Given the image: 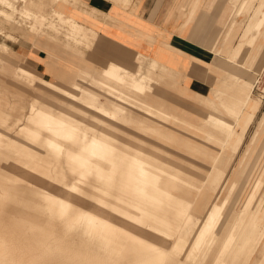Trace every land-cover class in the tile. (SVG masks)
<instances>
[{
    "label": "bare ground",
    "instance_id": "bare-ground-1",
    "mask_svg": "<svg viewBox=\"0 0 264 264\" xmlns=\"http://www.w3.org/2000/svg\"><path fill=\"white\" fill-rule=\"evenodd\" d=\"M31 1L35 2L32 5L38 10L28 6ZM237 1H229L235 10L233 20L241 11ZM61 2L0 0V16L5 21L0 23V30L4 31V26L12 31L20 30L24 22L28 23V34L41 29L37 22L40 12L48 6L52 12L48 13L50 16L57 14L60 11L58 4ZM18 12L24 18L18 17ZM257 15L258 21L246 26L232 50L227 54H212L213 63H207L210 70H218L215 61L222 66H242L237 59L240 58L244 44L253 45L258 38V29L264 22V3L250 14V21L255 20ZM4 36L8 40H14L11 33L5 32ZM0 48L8 50L5 45H0ZM257 64L260 68L261 65L264 66V53L259 55ZM245 68L248 69L246 66ZM155 71L156 68L145 71L139 67L129 73L114 67L96 76L92 83L94 95L103 103L114 106L123 118L112 111L109 115L102 111L98 112L99 115L79 111L74 103H61L59 108L56 105L49 107L31 103L19 127H6V124L0 123V143L23 146L25 144L21 141H27L30 137L44 148L43 158L46 162L67 170L65 156L71 155L72 161H80V167L88 172H97L99 180L94 182L89 178L86 183H82L83 186L79 179L77 183L69 179L68 182L55 183V186L43 184V191H46L43 205L51 212L53 205L59 204L61 217L58 220H67L64 225L68 228L67 232L57 231L51 224H19L14 231L17 236L12 247L0 249V264H263L264 226L257 221L259 203H251V195L244 202L236 191H231L226 200L217 197L211 202L212 196L206 193L210 186H219L221 171L214 164L219 162L221 151L234 133L236 124L230 110L228 113L220 109L221 95L225 94L217 87L211 88V95L202 102L208 111L206 117L199 122H192L153 101L147 88L150 81L156 78ZM17 77L25 78L20 67ZM32 84L36 86L41 99L50 97L57 87L43 81L37 83L33 80ZM242 84L250 85V90L240 113L244 112V108L252 100L256 82ZM227 97L229 101H233L232 96ZM237 103L239 104L238 101L232 104ZM105 106L98 108L102 110ZM226 107L233 108L230 104ZM130 113L138 114L142 119L139 120V126L127 119ZM85 120L101 127L91 126ZM147 121L161 127H149L145 124ZM166 122L176 124L182 131H189L194 138L201 137L204 149L195 147L193 141L170 135L169 132L174 127H169L168 133L159 134L158 131ZM124 128L132 132H124ZM119 144H123L126 151L120 150ZM25 147L28 152H32L31 146ZM6 148L8 147L0 144V153H7ZM213 151L219 153L213 154ZM8 155L10 156L0 164V171L4 172L0 176L10 181L21 168L17 166L15 153L8 152ZM118 155L131 158L135 166L133 173L124 172L116 165ZM189 173L198 174L201 180L196 183L184 181L182 177ZM55 179L60 181V178ZM180 183L182 186L187 185L182 188ZM127 189H133L132 192L139 199L121 193ZM74 197L76 202L86 205L89 211L78 210L75 205L66 212V202ZM41 202L31 198L19 199L14 207L23 208L25 219L33 221L38 214L30 215L27 212L43 207L39 206ZM90 202L94 204L90 205ZM112 202H115L114 205ZM122 202L130 205L125 212L121 211ZM26 203L32 205L25 206ZM119 211L120 218L117 215ZM5 218L1 217L2 220H6ZM78 226L86 230L82 231L81 239H76L72 233ZM98 228H102L105 233L97 231ZM196 228L198 229L195 231ZM48 231L52 232L54 238H60L61 235H65V238H49ZM93 235L97 238L92 241Z\"/></svg>",
    "mask_w": 264,
    "mask_h": 264
},
{
    "label": "rangeland",
    "instance_id": "rangeland-1",
    "mask_svg": "<svg viewBox=\"0 0 264 264\" xmlns=\"http://www.w3.org/2000/svg\"><path fill=\"white\" fill-rule=\"evenodd\" d=\"M61 1L63 2V4H61L62 2L58 4L60 5L59 13L50 16L48 14L50 13L49 12L50 8L48 6L43 8V12H40L41 15L39 14L40 16L37 22L39 28L41 29H37L28 34L27 22L23 23L20 30L12 31L10 29L12 33H14V35H19L21 39L27 41L33 50L43 51V54L46 56L44 63L45 66L48 67V70L52 71L54 68L58 71V76L56 78L57 87L56 89H54L55 92H52L50 97L41 99L39 91L29 87L33 85L31 82L26 81L25 84L22 79L14 76V72L18 71V65H22L23 69L36 76L35 78L38 82H41L40 78H43L44 76L43 74L38 73L34 69V67L31 66L29 67V65H27L26 63L18 64V58L16 53L9 50V48L8 50H3L0 48V123L6 124L5 125L6 127L9 125L13 127H19L22 124V120L27 114L28 107L31 103H36L38 105H45L49 107H52V105H56L57 108L60 107L61 103L65 105L68 103H74V107L76 108V110L79 111H89L97 114L98 112L102 111L106 115H109L110 111H112L113 113L117 114V116H119L120 118L124 117L121 113H118L120 111H118L114 106L105 104L103 103V101L96 98L93 89L91 88V86H88V83L91 80V78L94 76L95 72L99 71L100 67H102L104 64V61L102 60V62H100L101 60L95 57L92 51V47L95 46V42L98 39L97 35H95L96 31L92 26H87L86 24L78 21L79 20L78 18L79 15L77 13V9L79 7L78 1L75 0H70V1L66 0V2H64L65 0H61ZM110 1L117 2V0H110ZM188 1H190L189 12L192 13L193 10H197L202 6V8L208 10L207 12L210 14L209 16H212L211 24L214 26H212L210 30L208 28L207 29V31L209 30L208 32L212 33L214 30L218 32L221 29L220 28L221 26L219 27L218 24L219 23L218 15L222 9L223 2H221L220 0H206L207 3L203 5L199 3V1L201 0H196L195 2H191V0ZM223 1L226 2L223 9L227 8L231 13V18L234 17L233 4L230 2L228 3V0H223ZM237 2L239 3L238 5L241 7V11L235 17L234 21L236 22L237 20H239L240 27L245 31L246 26L247 27L251 26V24H253L255 21L256 22L258 21L259 15H257L255 20L251 19L252 21H250L249 17L252 12L258 9L260 4L264 3V0H238ZM33 3L35 2L31 1V4H29L28 6L31 9L38 10L34 5H32ZM261 10H263V8ZM92 13H96V12L92 10ZM92 13L85 14L84 19L86 21L90 20V18L94 19L95 17L94 14ZM17 16L20 18H24V15H22L19 12L17 13ZM48 17L49 19L46 20V18ZM233 19L234 18H232V20ZM4 22L5 21L0 16V23H4ZM55 26L58 27L55 28ZM7 27L8 26H4V30H6ZM263 28H264V22L258 29V34H257L258 38L256 39V42L253 45H249L246 43L241 48V55L240 58L237 60L238 62L242 63L241 65L243 66V68L242 66L237 67L236 65H232V64L231 65L229 64L230 66H226V65L222 66L219 62L217 61L214 62V64H216L218 67L217 71L214 70L212 72L213 75L218 78V82L216 86L219 89V91L225 94V95H221L222 102L220 109L223 112H228L230 110V112L233 115L232 118L234 120L236 119V124L234 126V133H232L231 137L227 141L224 150L221 151L219 162L214 164L221 171V175H219V186L215 188L210 186L209 191H207L206 193L212 196L211 202L215 201L217 197H219L218 199L226 200L231 191H236L237 194L242 199H244V202L247 201L248 198L247 196L251 195L252 200H250V202L259 203L257 221L258 223L264 226V66L261 65L260 68V66L257 64L259 55H262L264 53ZM40 30H42V33L39 32ZM259 30L262 32H260ZM4 34L5 32L0 30V43H2L0 45L7 46L6 44H3L7 41ZM239 35H241L240 32H238L237 35L232 38L231 41L232 45L237 44V42L239 41ZM232 36L233 34H231V37ZM48 54L53 55L56 58V60L58 59L60 60L58 62V65L57 63H54L53 65L51 64L53 58H48ZM224 57L226 58V56ZM173 58L177 59V64L178 62H180L182 65V63L185 62L184 60L185 58L183 59L180 56L176 55L173 56ZM255 59L257 60L255 61ZM142 61L145 62L146 65L150 64V58L144 59ZM158 62H160V64H164L168 66V63H165L163 61H158ZM127 65H130L132 67H137V62L136 65H131L128 63ZM245 66L248 69H246ZM207 67L210 70V67L208 65ZM92 68L93 70H95L94 72L91 71ZM44 74L48 75L49 71L47 72L45 71ZM72 74L74 76V79L76 80L75 83H71ZM236 78H239L238 79L239 81H236ZM45 79H49V77L46 76ZM64 80L66 82H63ZM190 81L191 80L189 79H184L182 88L186 90L190 95L196 96L198 95V93L196 92L194 93L190 91L188 88V84ZM242 82H248L249 84H253L254 82H256V84L254 86L255 93L253 92L252 100L244 108V112L240 113L242 104L245 101L250 90V85H243ZM207 86H208V90H207L208 93L209 85L207 84ZM157 88L160 90L162 94L166 95L165 99L169 104H171L170 102H175L174 104H179L181 102L186 103L185 99L187 98L184 99L179 94L173 92L169 87L160 85L157 86ZM227 96H232L233 101H229ZM236 101H238L239 104L238 103L237 105L232 104L233 102L236 103ZM187 102H192V101L190 99H187ZM229 104L233 108L226 107L229 106ZM101 105L104 106L106 105V106L103 107L101 110L100 108H98ZM227 108L228 110H226ZM202 111L204 113V117H206L205 114L208 112L204 108H202ZM127 116H128L127 119L130 122L139 126V120L142 119H140L138 114L130 113ZM77 117L81 118L79 115ZM146 120L149 119L147 118ZM228 121H231V119H229ZM85 122H87L89 125L94 127L95 126L101 127L98 124H95L87 120H85ZM145 124L149 127H161L158 124L151 123L149 121L145 122ZM124 126L125 123H123V127ZM162 127L163 128H161L158 131L159 134L168 133L169 127H174L173 129H171V131L169 130L170 135H175L178 138L183 137L190 142L193 141L195 147L197 148L201 147V149H204L203 147L204 143L201 137L194 138L189 134L190 133L189 131H182L181 129L177 128L178 126H176V124L170 122H166L165 125H163ZM125 129L126 128H124V132H128V133L132 132L130 130L127 129L125 130ZM21 142L27 145L28 147L31 146V148H33L32 152L29 151L30 152L29 153L25 145L19 146L16 143H14L15 145L13 143L10 144L6 142L0 143L2 144V146L8 147L5 149V151H8L12 154L15 153L17 166L21 168L20 171L16 172L14 178L11 177L12 179L10 181L3 179L1 178L2 176H0V249H2L1 247L3 248L12 247L13 245L12 242L16 239L17 236L14 231H16L17 226H19V224L22 223H29L34 225L39 223L51 224L55 227V230L67 232L68 228L66 229V227L64 226L67 220H65V218H61V220H58L60 216L59 213L60 208L58 207L59 204L55 206L53 205V209L51 210V212L44 207L43 200H44V193H46V191H43V186H42L43 184L48 183L50 185L55 186V183L68 182L69 179L73 183L74 182L77 183L76 181L80 180V184L86 183V181H88L89 178L91 181L94 182L99 181L97 178L98 176L97 172L95 171L88 172L85 168L80 167V161L78 159H73L72 161L71 155L65 156L66 159L65 167H67V170L61 167L56 168L55 164L51 165L50 163L46 162V160L43 158V156H45L43 151L44 148L39 146L38 141H34L29 137L27 141H21ZM80 143L83 144L82 142ZM124 147L125 146L123 144L118 145V148L120 150L123 149L126 151V147L125 148ZM35 151L38 153H36ZM215 151H213V154L219 153ZM8 152L0 153V164H2L1 162L3 159H7L10 156L8 155ZM200 158L203 159L202 157ZM51 159L54 158L51 157ZM116 159H117L116 165L121 167V169L124 172L127 173L134 172L135 166L132 164L131 162L132 160L130 157L118 155ZM88 167L91 168V165H89ZM69 168L72 171H70ZM1 173L4 172L0 171V174ZM6 175L9 176V174ZM54 178L57 179L60 178V181H57L55 179L56 180L55 182ZM61 178H63V180ZM182 179L184 181H189L192 183H196L201 180L199 175L196 173H189L186 175L184 174V177H182ZM60 184L62 183H59V185ZM126 185L127 184L125 183V186ZM186 185L187 184H184L182 186L181 183L179 184V186L182 188H184ZM8 188H12V189H8ZM21 189H23L24 191ZM132 191L133 189L131 190L127 189L126 192L123 190L121 193L127 195V197L139 199L134 195ZM30 198L34 200L37 199L38 201H42L41 204H39V206H43L40 207V209H38L37 211L31 210L30 212H27L30 215L38 214L39 217L37 216L36 218L33 219V221L29 219H25L24 216L25 211L23 210V208L17 209L14 207V205H17L16 202L19 199L30 200ZM76 200L77 199L74 197L66 202L67 203L65 204L66 212H69L71 206L74 207L75 205H76L75 206L76 209L78 210H81L83 212L89 211V209L86 208L87 207L86 205L79 204L78 202H76ZM114 203L115 202H112L113 205ZM28 204L32 205L31 203ZM28 204L26 203L25 206H30ZM93 204H94L93 202H90V205ZM122 204H123V209L121 208L122 212H125L127 208H130V205L128 203L122 202ZM56 210L58 211L56 212ZM121 211L117 213L118 218H120L121 216ZM54 212L57 213V215ZM1 217L2 218L8 217V218H5L6 220H2ZM146 223H144V225ZM78 227L75 228L77 230L74 229L72 233L76 239L77 238L81 239L82 238L81 234L83 233L82 231H86V230H84L85 229L84 227L83 228L80 226ZM172 228L175 229L174 226H172ZM101 229L102 228H98L97 231L100 232L102 231L105 233V231ZM123 229L126 230V228ZM197 229L198 228H196L195 231ZM80 230L81 233H79ZM48 232L47 234L49 235V238H53L54 240L65 238V235H61L60 238L59 237L54 238L52 232L51 231ZM93 236L94 237H92V241L93 239L96 240L97 238V236L96 237L95 235ZM18 237H20V235H18ZM7 257L9 256L7 255ZM19 261H23V260H19ZM263 264H264V260H263Z\"/></svg>",
    "mask_w": 264,
    "mask_h": 264
},
{
    "label": "crops",
    "instance_id": "crops-1",
    "mask_svg": "<svg viewBox=\"0 0 264 264\" xmlns=\"http://www.w3.org/2000/svg\"><path fill=\"white\" fill-rule=\"evenodd\" d=\"M195 1L191 0V2ZM220 1L223 2L218 15V24L221 29L211 33L208 31L214 25L211 24L212 16H209L208 10L201 6L191 13L188 0H120L117 2L78 0V21L92 26L97 32L95 35L98 39L95 46L92 47V51L94 56L101 60L100 62L104 61L103 66L95 72L88 86L93 89L92 83L96 76L102 71L114 67L122 68L129 73L139 67L145 71L156 68V78L150 81L147 88L148 94L152 96L156 105L163 106L170 112L192 122L201 121L204 118L202 108L207 111L202 103L203 99L211 95V88L217 87L218 82V78L212 73L214 70H209L207 67V63H213L211 53L227 54L235 46V44H231L232 38L238 32L240 34L244 32V29L239 25V20L236 22L232 20L230 11L227 8L223 9L226 2ZM199 3L205 5L207 1L201 0ZM92 10L96 13H92ZM49 12V14L52 13L51 9ZM90 13L94 14L95 18L86 21L84 15ZM4 32L11 33L14 37V40L7 39L3 44L16 53L18 64L26 63L29 67H34L38 73L44 75L43 78H40L41 81L56 85L58 71L54 68L52 71L48 70L44 63L46 56L43 51L33 50L27 41L21 39L19 35H14L9 27ZM231 34H233L232 37ZM176 55L185 58L186 63L183 62L181 65L178 62V65L177 59L173 58ZM48 58H53L52 65L54 63L58 65L60 61L56 60L53 55L48 54ZM148 58H150V64L146 65L142 60ZM158 61L168 63V66L160 64ZM136 62L137 67L127 65V63L136 65ZM18 67L23 69L22 65H18ZM45 71H49V74H44ZM91 71L95 70L92 68ZM23 74L24 83L26 81L32 83L33 80L38 83L36 76L25 69H23ZM14 76L17 77V71L14 72ZM46 76L49 79H45ZM184 79L191 80L188 88L198 95L192 96L182 88ZM75 82L72 74L71 83ZM207 84L209 85L208 93ZM160 85L169 87L173 92L192 102H187L185 99L186 103L174 104L175 102H170L171 104H169L165 99L166 95L157 88ZM29 87L36 90L34 84Z\"/></svg>",
    "mask_w": 264,
    "mask_h": 264
}]
</instances>
